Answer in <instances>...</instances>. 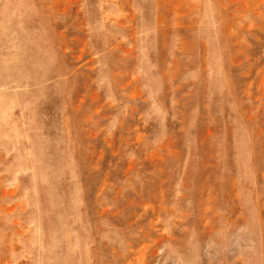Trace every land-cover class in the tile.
Here are the masks:
<instances>
[{
    "label": "rangeland",
    "instance_id": "374dc122",
    "mask_svg": "<svg viewBox=\"0 0 264 264\" xmlns=\"http://www.w3.org/2000/svg\"><path fill=\"white\" fill-rule=\"evenodd\" d=\"M0 264H264V0H0Z\"/></svg>",
    "mask_w": 264,
    "mask_h": 264
}]
</instances>
